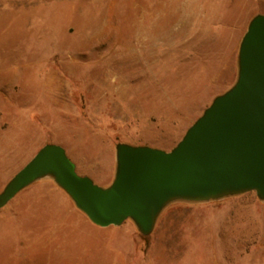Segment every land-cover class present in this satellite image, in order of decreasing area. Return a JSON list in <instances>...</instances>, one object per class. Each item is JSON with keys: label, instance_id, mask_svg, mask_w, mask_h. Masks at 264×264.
<instances>
[{"label": "rangeland", "instance_id": "rangeland-1", "mask_svg": "<svg viewBox=\"0 0 264 264\" xmlns=\"http://www.w3.org/2000/svg\"><path fill=\"white\" fill-rule=\"evenodd\" d=\"M259 13L264 0H0V191L46 143L101 186L117 143L175 146L235 83ZM0 264H264V201L174 200L142 235L130 218L93 224L46 176L0 208Z\"/></svg>", "mask_w": 264, "mask_h": 264}, {"label": "water", "instance_id": "water-1", "mask_svg": "<svg viewBox=\"0 0 264 264\" xmlns=\"http://www.w3.org/2000/svg\"><path fill=\"white\" fill-rule=\"evenodd\" d=\"M237 79L164 150L126 142L115 147L107 186L79 174L59 144L46 143L0 191V208L23 188L49 176L93 224L130 218L150 234L174 200L207 201L255 192L264 201V13L254 16L238 48Z\"/></svg>", "mask_w": 264, "mask_h": 264}, {"label": "bare ground", "instance_id": "bare-ground-1", "mask_svg": "<svg viewBox=\"0 0 264 264\" xmlns=\"http://www.w3.org/2000/svg\"><path fill=\"white\" fill-rule=\"evenodd\" d=\"M230 3V2H229ZM230 6V5H229ZM214 25V24H213ZM207 29V28H206ZM214 31V30H213ZM216 53V52H215Z\"/></svg>", "mask_w": 264, "mask_h": 264}]
</instances>
